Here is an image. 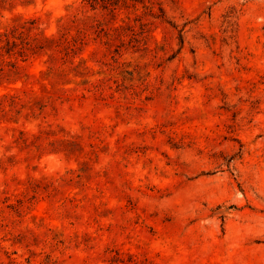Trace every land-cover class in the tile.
<instances>
[{
  "label": "rangeland",
  "instance_id": "374dc122",
  "mask_svg": "<svg viewBox=\"0 0 264 264\" xmlns=\"http://www.w3.org/2000/svg\"><path fill=\"white\" fill-rule=\"evenodd\" d=\"M82 1L0 15V264H264V0Z\"/></svg>",
  "mask_w": 264,
  "mask_h": 264
},
{
  "label": "trees",
  "instance_id": "16d2710c",
  "mask_svg": "<svg viewBox=\"0 0 264 264\" xmlns=\"http://www.w3.org/2000/svg\"><path fill=\"white\" fill-rule=\"evenodd\" d=\"M16 0H0V15L4 16L3 10H11L13 7V4ZM26 2H30L31 0H24ZM117 2L116 0H83L80 7H78L79 12L71 14V15H63L59 18V30L62 33L63 37L68 38V34H70V31L73 27H78L81 29L87 28L88 26H91L95 23H93L95 20L98 21L99 14H103L104 11H110V13L114 12L116 9ZM163 8V7H162ZM164 10V8L162 9ZM20 14H15L14 17L17 19ZM30 22L32 25L28 26L29 30L32 31L35 28H38L36 25L35 20H25L24 26H27L26 23ZM101 26V24H99ZM102 30L105 29V27L101 26ZM44 38L47 41L55 42L57 41V35L56 33H53L51 35L44 34ZM181 40L183 41V35L181 37ZM8 44H11L12 47L18 46L19 43L16 39H9ZM3 46H1L2 48ZM11 48L8 50L10 52ZM22 47L20 48V52H22ZM42 73H46L42 71ZM49 75L55 76V75H61V76H67L68 72H65V69H60L57 71V69L51 68L49 70ZM67 80H69L67 78ZM67 82V81H64ZM61 143L64 145H72L77 143L76 140L73 138V136L65 135L63 138H60Z\"/></svg>",
  "mask_w": 264,
  "mask_h": 264
}]
</instances>
